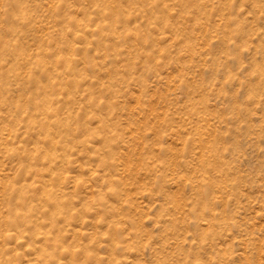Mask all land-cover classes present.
Instances as JSON below:
<instances>
[{
    "label": "rangeland",
    "instance_id": "rangeland-1",
    "mask_svg": "<svg viewBox=\"0 0 264 264\" xmlns=\"http://www.w3.org/2000/svg\"><path fill=\"white\" fill-rule=\"evenodd\" d=\"M0 264H264V0H0Z\"/></svg>",
    "mask_w": 264,
    "mask_h": 264
},
{
    "label": "bare ground",
    "instance_id": "bare-ground-1",
    "mask_svg": "<svg viewBox=\"0 0 264 264\" xmlns=\"http://www.w3.org/2000/svg\"><path fill=\"white\" fill-rule=\"evenodd\" d=\"M8 236V235H7Z\"/></svg>",
    "mask_w": 264,
    "mask_h": 264
}]
</instances>
